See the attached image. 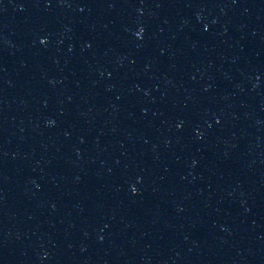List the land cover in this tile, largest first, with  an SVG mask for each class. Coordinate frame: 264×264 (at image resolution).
Instances as JSON below:
<instances>
[{"label":"water","instance_id":"obj_1","mask_svg":"<svg viewBox=\"0 0 264 264\" xmlns=\"http://www.w3.org/2000/svg\"><path fill=\"white\" fill-rule=\"evenodd\" d=\"M0 264H264V0H0Z\"/></svg>","mask_w":264,"mask_h":264}]
</instances>
